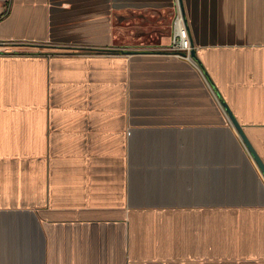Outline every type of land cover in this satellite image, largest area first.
<instances>
[{"label": "crops", "instance_id": "obj_1", "mask_svg": "<svg viewBox=\"0 0 264 264\" xmlns=\"http://www.w3.org/2000/svg\"><path fill=\"white\" fill-rule=\"evenodd\" d=\"M182 4L0 0V264H264V0Z\"/></svg>", "mask_w": 264, "mask_h": 264}, {"label": "built area", "instance_id": "obj_2", "mask_svg": "<svg viewBox=\"0 0 264 264\" xmlns=\"http://www.w3.org/2000/svg\"><path fill=\"white\" fill-rule=\"evenodd\" d=\"M193 50L194 47L190 42L183 16L177 6L171 24L169 47L161 51L182 60L191 61V52Z\"/></svg>", "mask_w": 264, "mask_h": 264}, {"label": "water", "instance_id": "obj_3", "mask_svg": "<svg viewBox=\"0 0 264 264\" xmlns=\"http://www.w3.org/2000/svg\"><path fill=\"white\" fill-rule=\"evenodd\" d=\"M177 4H178L179 10H180V12H181V14L183 16L185 25H186V18H185V14H184V8H183L182 0H177ZM186 28H187V25H186ZM123 53H125V54H134V53H142V52L125 51ZM191 58H194V50L191 52ZM220 104H221L223 110L225 111V114L227 115V118H228L230 124L232 125V127L234 128L236 133L238 134L241 142L245 146V148L248 151V153L252 156L256 166L258 167V169L260 170L261 174L264 177V164L262 163V161L260 160V158L258 157L256 152L254 151V149L250 145V143L247 140L242 128L240 127V125L238 124L236 119L233 117V115H232L231 111L229 110L228 106L222 101L220 102Z\"/></svg>", "mask_w": 264, "mask_h": 264}]
</instances>
